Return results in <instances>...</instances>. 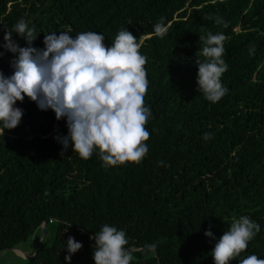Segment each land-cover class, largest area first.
I'll use <instances>...</instances> for the list:
<instances>
[{
    "label": "trees",
    "instance_id": "16d2710c",
    "mask_svg": "<svg viewBox=\"0 0 264 264\" xmlns=\"http://www.w3.org/2000/svg\"><path fill=\"white\" fill-rule=\"evenodd\" d=\"M21 18L34 27L38 49L60 32L103 34L110 47L127 29L147 58L144 104L152 115L141 162L105 166L99 149L84 160L71 143L63 148L56 137L68 134L65 118L27 96L16 101L22 118L0 133V252L32 240L45 222L47 244L23 264H95L90 237L108 224L125 232L130 264H214L215 242L248 216L260 231L228 264L264 259V0H0L5 76L17 54L2 47L4 33ZM162 18L161 38L154 25ZM208 32L227 37L220 79L228 91L216 103L196 82L197 61L206 59L199 37ZM12 39L29 46L16 33ZM69 237L82 247L66 262Z\"/></svg>",
    "mask_w": 264,
    "mask_h": 264
},
{
    "label": "clouds",
    "instance_id": "9594fccd",
    "mask_svg": "<svg viewBox=\"0 0 264 264\" xmlns=\"http://www.w3.org/2000/svg\"><path fill=\"white\" fill-rule=\"evenodd\" d=\"M215 22L227 27L222 17H216ZM154 31L161 38L167 34L163 18L154 25ZM13 33L29 46L19 47L12 39ZM36 36L34 27H29L23 18L4 33L2 47L17 55L10 61L13 74L5 76L0 72V133L19 124L23 110L14 105L27 96L39 109H51L57 120L66 119L67 136L56 137L65 150L71 143L72 151L87 160L94 148L99 149L105 166L140 163L148 152L144 142L150 133L145 125L152 113L144 104L149 84L144 68L147 58L140 53L137 38L121 29L111 46L106 47L103 34L81 32L73 37L60 32L45 35V47L38 49L31 46ZM199 39L205 45L202 54L206 59L197 61L198 90L216 103L228 91L220 79L228 70L222 59L227 37L208 32ZM249 52L254 54V45ZM210 138L211 133L203 134V139ZM259 231L260 226L248 216L234 219L214 244V264H228ZM205 236L215 239L210 230L205 231ZM90 239L95 241V264H130L133 260L132 252L125 248L128 241L123 230L104 224ZM66 244L67 262L82 244L73 237ZM155 249L156 244H151L147 250L154 253ZM240 264H264V259L253 254Z\"/></svg>",
    "mask_w": 264,
    "mask_h": 264
},
{
    "label": "rangeland",
    "instance_id": "374dc122",
    "mask_svg": "<svg viewBox=\"0 0 264 264\" xmlns=\"http://www.w3.org/2000/svg\"><path fill=\"white\" fill-rule=\"evenodd\" d=\"M49 228V227H48ZM49 230H46L45 237L42 238V243L47 244L46 238L49 236ZM39 240V233L34 236V238L29 240L28 242L25 243H20L17 246V250H20L22 253L28 255V253L31 251V249H36L37 243ZM25 258L22 256L17 255L13 251H7L5 252L1 257H0V264H23Z\"/></svg>",
    "mask_w": 264,
    "mask_h": 264
},
{
    "label": "water",
    "instance_id": "95a60500",
    "mask_svg": "<svg viewBox=\"0 0 264 264\" xmlns=\"http://www.w3.org/2000/svg\"><path fill=\"white\" fill-rule=\"evenodd\" d=\"M44 227H45V222H43L40 226V231H39V240H38V243H37V247L34 251V253L32 255H26L24 253H22L20 250H17L16 248H11V249H7V250H3L0 252V257L7 251H18L19 253L22 254V257L27 259V258H30L32 257L33 255H35V253L39 250L40 246H41V243H42V238H43V233H44ZM18 255V254H17ZM20 256V255H19Z\"/></svg>",
    "mask_w": 264,
    "mask_h": 264
},
{
    "label": "bare ground",
    "instance_id": "6f19581e",
    "mask_svg": "<svg viewBox=\"0 0 264 264\" xmlns=\"http://www.w3.org/2000/svg\"><path fill=\"white\" fill-rule=\"evenodd\" d=\"M16 254H18V255H20V256H22V254L21 253H19L18 251H14Z\"/></svg>",
    "mask_w": 264,
    "mask_h": 264
}]
</instances>
